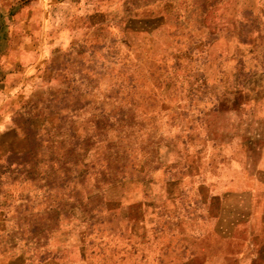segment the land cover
<instances>
[{
	"label": "rangeland",
	"instance_id": "obj_1",
	"mask_svg": "<svg viewBox=\"0 0 264 264\" xmlns=\"http://www.w3.org/2000/svg\"><path fill=\"white\" fill-rule=\"evenodd\" d=\"M256 245L264 0H0V264Z\"/></svg>",
	"mask_w": 264,
	"mask_h": 264
},
{
	"label": "crops",
	"instance_id": "obj_2",
	"mask_svg": "<svg viewBox=\"0 0 264 264\" xmlns=\"http://www.w3.org/2000/svg\"><path fill=\"white\" fill-rule=\"evenodd\" d=\"M248 88L249 85H247V87H241L237 91H239L241 94H246L249 91ZM239 104L240 105L244 104V101H241ZM246 257L249 260L248 264H264V247H262L261 249L259 245H256V247L254 248H249Z\"/></svg>",
	"mask_w": 264,
	"mask_h": 264
}]
</instances>
